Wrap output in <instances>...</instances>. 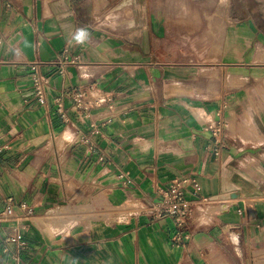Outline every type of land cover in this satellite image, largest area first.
I'll return each mask as SVG.
<instances>
[{"label":"crops","instance_id":"obj_1","mask_svg":"<svg viewBox=\"0 0 264 264\" xmlns=\"http://www.w3.org/2000/svg\"><path fill=\"white\" fill-rule=\"evenodd\" d=\"M155 2L0 0V264H264V0L226 6L209 64L181 61L193 11L167 24ZM85 86L106 96L87 116ZM181 177L213 202L177 244L142 209ZM19 226L23 246L5 240Z\"/></svg>","mask_w":264,"mask_h":264},{"label":"built area","instance_id":"obj_2","mask_svg":"<svg viewBox=\"0 0 264 264\" xmlns=\"http://www.w3.org/2000/svg\"><path fill=\"white\" fill-rule=\"evenodd\" d=\"M76 58L68 60L69 63L75 62ZM44 62L33 61L29 62L31 84L34 91L36 100L40 103L46 102V85L48 84V77L40 71V66ZM74 106L84 111L87 116L88 111L93 106H99L106 101V96L103 92L97 88L85 86L82 88H76L71 92ZM207 129L213 134L215 141L221 143L223 124L221 121L209 120L207 123ZM88 142V140H86ZM89 149L93 150V143L89 142ZM217 152V151H216ZM104 159V152L100 153L98 160ZM118 178L123 184H130L132 180L125 174H119ZM156 193L162 196V201L156 204H152L142 210L147 214H153L155 216H170L177 228L174 235V240L177 244H182L188 238L192 237L196 228L200 223L196 222L195 216L197 215V209L200 206H205L213 202V200L199 196L200 185L195 178L184 177L174 178L170 180L166 187L158 185L154 186ZM193 195V198H187V195ZM21 210H25L24 204H20ZM31 213L29 210H26ZM14 217L13 208L8 203L3 210L0 211V222H6ZM15 219H18L15 217ZM22 226L17 227L12 235L6 237V241L16 242L18 245L23 246L25 244L23 236L20 232ZM8 248L5 247L4 251Z\"/></svg>","mask_w":264,"mask_h":264},{"label":"water","instance_id":"obj_3","mask_svg":"<svg viewBox=\"0 0 264 264\" xmlns=\"http://www.w3.org/2000/svg\"><path fill=\"white\" fill-rule=\"evenodd\" d=\"M198 6L199 5H196L195 9ZM226 6L227 5L220 4L216 6V13L214 15L215 19L206 23L207 28L205 25L200 24L198 20L199 18H196L199 24L192 20V23L189 26L184 53L181 58L182 62H198L206 64L213 62L216 41L219 37L222 17ZM193 12L197 13V10H194ZM206 29L207 31L205 32ZM199 30H202V33H199ZM179 36L181 37L182 35L180 34Z\"/></svg>","mask_w":264,"mask_h":264},{"label":"rangeland","instance_id":"obj_4","mask_svg":"<svg viewBox=\"0 0 264 264\" xmlns=\"http://www.w3.org/2000/svg\"><path fill=\"white\" fill-rule=\"evenodd\" d=\"M153 1V0H152ZM157 1V4L159 6H162V10H168L167 12H161L159 17H161L162 21H166L167 24H172L176 21H180L181 19H186L185 17H187L186 15H188L187 12H184L183 9H191L192 11L197 10V13L192 12L191 13V20H190V24L193 22L198 23V21L196 20V18H199V22L201 25H205L208 21H212L214 20V15L216 13V6L217 5H236L239 6L242 2L248 1L249 2H253V0H154V2ZM156 4V2H155ZM199 5L197 8L199 9H195V6ZM250 6V5H249ZM174 8H180L182 11H175L173 13H171L170 11H173ZM170 10V11H169ZM187 13V14H186ZM239 15H243L242 13H239ZM184 16V18H182ZM195 17V18H194ZM225 17V13H223V17H222V21L224 20ZM181 23V22H179ZM199 24V23H198ZM182 25V23H181ZM184 25V24H183ZM222 27V26H221ZM207 28V26H206ZM183 29H179V31H182ZM198 31V30H197ZM199 33H202V30H199ZM207 31V29L205 30V32ZM221 31V28H220ZM220 31H219V35H220ZM180 33V32H178ZM181 34V33H180ZM131 210V209H130ZM203 213L208 216L210 211L207 208L203 209ZM80 216V214H79Z\"/></svg>","mask_w":264,"mask_h":264},{"label":"clouds","instance_id":"obj_5","mask_svg":"<svg viewBox=\"0 0 264 264\" xmlns=\"http://www.w3.org/2000/svg\"><path fill=\"white\" fill-rule=\"evenodd\" d=\"M87 36L85 29H78L76 35L73 37L77 42H82L83 38Z\"/></svg>","mask_w":264,"mask_h":264}]
</instances>
